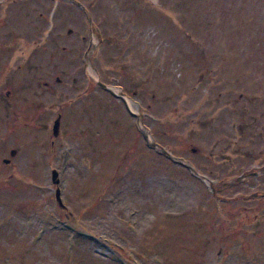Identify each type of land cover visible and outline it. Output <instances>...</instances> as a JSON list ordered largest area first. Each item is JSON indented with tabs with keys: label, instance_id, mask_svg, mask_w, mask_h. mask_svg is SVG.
I'll return each mask as SVG.
<instances>
[{
	"label": "rangeland",
	"instance_id": "obj_1",
	"mask_svg": "<svg viewBox=\"0 0 264 264\" xmlns=\"http://www.w3.org/2000/svg\"><path fill=\"white\" fill-rule=\"evenodd\" d=\"M263 166L264 0H0V264H264Z\"/></svg>",
	"mask_w": 264,
	"mask_h": 264
},
{
	"label": "bare ground",
	"instance_id": "obj_2",
	"mask_svg": "<svg viewBox=\"0 0 264 264\" xmlns=\"http://www.w3.org/2000/svg\"><path fill=\"white\" fill-rule=\"evenodd\" d=\"M75 3H77V1H75ZM71 29H68L67 30V33H71ZM117 79V78H116ZM57 80H58V78H57ZM118 81V80H117ZM115 90H119V89H117V88H115ZM134 109V108H133ZM57 118H59V126H58V133H59V128H60V118H61V112H58L57 114H56V117L54 118V120H53V122H52V125H51V135H53V125H54V122H55V120L57 119ZM140 124H141V122H140ZM142 125V124H141ZM143 134H144V132H143ZM146 134V133H145ZM143 135L144 136V138L145 139H147V134L146 135ZM150 146H152V147H155V148H157V149H160L161 150V152H163L164 154H166V152H165V150H163V148L162 147H160L157 143H155V142H149L148 143ZM191 150L192 151H195V148H191ZM15 153H16V149L15 148H12L11 150H9V156H10V158H12V156H14L15 155ZM167 155V154H166ZM10 158H6V157H4L3 159H2V163L5 165V166H8V165H10L11 164V159ZM174 160H177L176 158H173ZM184 164V163H183ZM189 170H191L192 171V169H191V166H189V165H185ZM53 171H55L56 172V180H57V182H53V180H52V172ZM59 173H58V171L57 170H55V169H52L51 170V181H52V183L53 184H55V190H54V197H55V200H56V202H57V204L59 205V203H58V201H57V198H56V191H58L59 192V199H60V201L62 200L61 199V197H60V188H59V186H58V182H59ZM211 190H213V188H211Z\"/></svg>",
	"mask_w": 264,
	"mask_h": 264
},
{
	"label": "water",
	"instance_id": "obj_3",
	"mask_svg": "<svg viewBox=\"0 0 264 264\" xmlns=\"http://www.w3.org/2000/svg\"><path fill=\"white\" fill-rule=\"evenodd\" d=\"M58 126H59V118H57L55 120L54 125H53V135H55V136L58 133ZM55 177H56V172L53 171L52 172V180H53V182H57ZM56 198H57L58 203L62 206V203H61V201L59 199V192L58 191H56Z\"/></svg>",
	"mask_w": 264,
	"mask_h": 264
},
{
	"label": "flooded vegetation",
	"instance_id": "obj_4",
	"mask_svg": "<svg viewBox=\"0 0 264 264\" xmlns=\"http://www.w3.org/2000/svg\"><path fill=\"white\" fill-rule=\"evenodd\" d=\"M62 10H63V8H62ZM110 80H113V77H111L110 78ZM113 82H118L117 81V79H115ZM96 84H97V81H96ZM105 85V84H104ZM103 88L104 89H107V88H109V87H107L106 85L105 86H103ZM6 94H9L8 92L6 93ZM128 97H133V96H131V95H129ZM52 142V141H51ZM262 168H264V166L263 167H261L260 169H262ZM254 174H256L255 172H253ZM246 175V176H245ZM243 176V178L245 179L246 177H251V176H254V175H250L249 173H247V174H244V175H242ZM257 176V175H256ZM241 177V176H240ZM238 178L237 180H236V182H235V185L236 184H238V183H240L241 182V180H242V178ZM255 177V176H254ZM258 196H261V195H263V194H257ZM252 197H256V196H252ZM242 199H246V198H243L242 197ZM250 199V198H249Z\"/></svg>",
	"mask_w": 264,
	"mask_h": 264
}]
</instances>
